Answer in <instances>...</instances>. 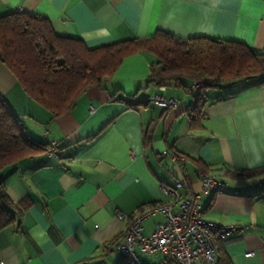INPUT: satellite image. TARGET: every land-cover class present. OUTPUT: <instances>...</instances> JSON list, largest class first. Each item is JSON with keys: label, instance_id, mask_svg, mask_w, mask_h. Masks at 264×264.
<instances>
[{"label": "crops", "instance_id": "obj_1", "mask_svg": "<svg viewBox=\"0 0 264 264\" xmlns=\"http://www.w3.org/2000/svg\"><path fill=\"white\" fill-rule=\"evenodd\" d=\"M22 11L48 18L58 34L89 47L163 30L264 49V0H0V16ZM153 61L145 52L127 56L102 87L89 88L58 117L0 62V96L33 139L56 149L0 173L21 209L0 230V264H133L118 249L130 217L170 201L162 185L185 179L200 192L198 170L225 183L221 193L202 197L204 218L235 227L217 242L219 264H264V172L228 174L264 166V85L254 78L207 88L195 116L191 91L148 86ZM156 95L177 104L163 108L151 100ZM122 99L142 104L130 108ZM167 151L186 159L173 162ZM164 219L161 212L148 215L144 232Z\"/></svg>", "mask_w": 264, "mask_h": 264}, {"label": "trees", "instance_id": "obj_2", "mask_svg": "<svg viewBox=\"0 0 264 264\" xmlns=\"http://www.w3.org/2000/svg\"><path fill=\"white\" fill-rule=\"evenodd\" d=\"M154 57L147 84L162 87L175 83L191 91V112L200 114L205 101L203 90L233 85L264 74V49L244 42L210 36L180 38L157 30L146 37H132L96 47L83 39L58 34L46 17L27 12L0 16V62L15 76L25 93L54 117L72 110L78 99L117 71L123 60L134 53ZM264 85V79H260ZM201 82L198 92L195 82ZM130 108L142 103L122 99ZM50 144L33 139L22 120L0 96V173L6 167L41 152ZM206 172V171H205ZM264 172V166L229 170L234 178ZM8 195L0 176V230L13 224L20 211Z\"/></svg>", "mask_w": 264, "mask_h": 264}, {"label": "built area", "instance_id": "obj_3", "mask_svg": "<svg viewBox=\"0 0 264 264\" xmlns=\"http://www.w3.org/2000/svg\"><path fill=\"white\" fill-rule=\"evenodd\" d=\"M200 87V81L193 84L195 92ZM151 100L163 108L177 104L176 98H164L160 95L151 97ZM54 144L48 153H55ZM167 153L176 163H182L186 159L182 153ZM198 175L201 181L200 192H191L185 179L177 180L173 186L162 185L161 188L170 201L130 217L118 249L133 264H146L141 261V256L154 257V262L150 264H219L217 242L233 234L235 227L205 219L201 199L211 191L221 193L225 183L202 170H198ZM154 212H161L165 219L146 234L143 220ZM117 216L120 219L125 217L123 213H118ZM252 254L249 251L245 256L250 257Z\"/></svg>", "mask_w": 264, "mask_h": 264}, {"label": "rangeland", "instance_id": "obj_4", "mask_svg": "<svg viewBox=\"0 0 264 264\" xmlns=\"http://www.w3.org/2000/svg\"><path fill=\"white\" fill-rule=\"evenodd\" d=\"M259 78H260V79H264V74L260 75ZM169 87H175V86H174V85H171V86H169ZM181 91H182V90H181Z\"/></svg>", "mask_w": 264, "mask_h": 264}, {"label": "water", "instance_id": "obj_5", "mask_svg": "<svg viewBox=\"0 0 264 264\" xmlns=\"http://www.w3.org/2000/svg\"><path fill=\"white\" fill-rule=\"evenodd\" d=\"M167 85L168 86H171V85H174L175 86V83H173V82H167Z\"/></svg>", "mask_w": 264, "mask_h": 264}]
</instances>
